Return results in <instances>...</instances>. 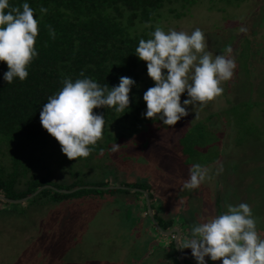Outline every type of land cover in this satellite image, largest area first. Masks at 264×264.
I'll list each match as a JSON object with an SVG mask.
<instances>
[{
  "label": "rangeland",
  "instance_id": "374dc122",
  "mask_svg": "<svg viewBox=\"0 0 264 264\" xmlns=\"http://www.w3.org/2000/svg\"><path fill=\"white\" fill-rule=\"evenodd\" d=\"M161 25L165 31L188 33L200 28L213 54L232 46L236 69L220 85L224 92L215 98L220 101L202 109L189 106V115L175 126L154 121L140 132L126 133L114 142L120 145L117 153L107 149L61 165L45 158L55 182L81 178L89 184L109 183L104 190L129 191L31 208L27 202L20 207L0 204V264H179L174 252L157 253L158 246L172 247L175 236L159 232L149 215L142 214L140 224L132 213L136 204L147 207L148 200L152 214L173 221L180 241L193 224L225 211L227 203L241 202L251 206L264 236V0H246L239 7L200 1L185 17H169ZM241 26L247 33H240ZM186 98L182 94L181 102ZM194 164L209 167L211 178L196 190L182 191ZM220 165L223 171L217 175ZM132 183L146 190L123 185Z\"/></svg>",
  "mask_w": 264,
  "mask_h": 264
},
{
  "label": "trees",
  "instance_id": "16d2710c",
  "mask_svg": "<svg viewBox=\"0 0 264 264\" xmlns=\"http://www.w3.org/2000/svg\"><path fill=\"white\" fill-rule=\"evenodd\" d=\"M200 1L203 5L239 7L246 0H27L35 10L34 16L39 17L35 43L38 56L28 67V77L23 82L17 78L11 84L3 80L8 69L6 62H0V195L18 200L46 185L60 190L82 187L72 194L42 189L27 201V207L31 208L75 197L129 191L104 190L109 183L89 184L81 178L68 184L55 182L47 162L51 160L52 164L61 165L91 159L110 149L111 144L124 138L126 133L140 132L142 126L155 121L143 117L146 111L143 93L154 82L146 80V62L134 54L135 48L140 39L150 38L155 27L163 28V19H181ZM24 2L10 0L12 6ZM41 7L47 8L46 14H40ZM49 26L55 30V38L50 37ZM81 72L102 87L105 84L109 87L118 85L121 76L130 77L136 83L129 93V109L119 113L112 108L93 109V112L104 115L102 139L91 146L88 157L69 160L61 152L58 141L43 129L40 111L47 98L63 87L65 78L73 81L84 78L80 76ZM220 98L214 99L213 104ZM212 118L213 114L205 120ZM39 169H46V172L41 173ZM117 185L121 186L120 183ZM123 185L129 189L146 190L137 183ZM148 194L154 202L153 195ZM0 204L10 203L0 201ZM154 218L164 231L174 227L173 221L164 220L159 214H154Z\"/></svg>",
  "mask_w": 264,
  "mask_h": 264
},
{
  "label": "clouds",
  "instance_id": "9594fccd",
  "mask_svg": "<svg viewBox=\"0 0 264 264\" xmlns=\"http://www.w3.org/2000/svg\"><path fill=\"white\" fill-rule=\"evenodd\" d=\"M22 9V10H21ZM27 0L12 6L10 0H0V62H6L3 80L11 84L15 79L23 82L29 75L28 67L38 56L35 48L39 17ZM41 15L47 8L39 9ZM35 17V18H34ZM240 33H247L241 26ZM49 35L55 30L49 26ZM150 38L140 39L134 54L146 62L147 75L154 82L143 93L145 119L175 126L197 106L223 94L220 85L231 80L236 69L232 46L226 45L220 54L208 51L207 39L200 28L191 33L155 27ZM84 77V73H80ZM135 81L126 76L116 86L103 87L94 79L84 77L73 81L65 78L63 87L47 98L40 111V123L58 141L61 152L69 160L86 158L92 147L102 139L104 115L93 109L112 108L116 112L129 109V93ZM187 98L181 102V95ZM120 145L114 143L110 151L117 153ZM209 167L194 164L189 169L181 190L198 189L210 179ZM220 165L215 174H220ZM182 203V202H181ZM226 210L190 227L189 235L178 239L180 250L190 249L196 264H207L206 257L221 264H264V236L257 230V220L246 202L227 203Z\"/></svg>",
  "mask_w": 264,
  "mask_h": 264
},
{
  "label": "water",
  "instance_id": "95a60500",
  "mask_svg": "<svg viewBox=\"0 0 264 264\" xmlns=\"http://www.w3.org/2000/svg\"><path fill=\"white\" fill-rule=\"evenodd\" d=\"M45 188H51V189H53V190H55V191H57L59 193H63V194H72V193L80 190L82 187H77V188L72 189V190H60V189L54 188L51 185H46V186L38 189L37 191H35L33 194H31V195H29V196H27L25 198L18 199V200L8 199V198L4 197L3 195H0V201L6 202V203H10V204H22V203H25V202L29 201L30 199H32L34 196L39 194L42 189H45ZM147 207H148V215L150 216L151 221L155 225V228L159 232H161L165 236H171L173 234L176 235V238L174 240V246H175V250L177 252V261H178V263L179 264H187V263L188 264H196V261L191 256V250L190 249H183V250L179 249L177 237H179L180 234H181L180 230L177 229V228H172L171 230L163 231L160 228V226L157 224V222L155 221L154 214H152V209H151V205H150V201L149 200H148V203H147ZM205 259L207 261V264H209L210 260L207 257Z\"/></svg>",
  "mask_w": 264,
  "mask_h": 264
},
{
  "label": "flooded vegetation",
  "instance_id": "af4514ba",
  "mask_svg": "<svg viewBox=\"0 0 264 264\" xmlns=\"http://www.w3.org/2000/svg\"><path fill=\"white\" fill-rule=\"evenodd\" d=\"M132 207H133V205H132ZM144 208V209H143ZM136 211H138V213L137 214H134V212L136 213ZM142 211V212H141ZM132 213H133V215L135 216V218L136 219H138L140 222V224H142L143 222V220L145 219V218H141L142 216V214H145L146 216L145 217H147V215H148V208L147 207H145V205H144V207H142V205H139V204H136L134 207H133V210H132ZM164 231V230H163ZM171 236H175L174 238H172V239H174L175 240V238H176V235L175 234H173V235H171ZM170 236V237H171ZM173 240V241H174ZM173 241H172V247L171 246H168V248H166V247H162V246H158V249H157V253L159 254V253H161V255H162V252H163V250L164 249H166V250H168V251H171L172 253L174 252V257H175V259L177 260V252H176V250H175V248H174V250H173ZM155 242V240L153 241V243ZM160 255V256H161ZM178 262V261H177Z\"/></svg>",
  "mask_w": 264,
  "mask_h": 264
}]
</instances>
